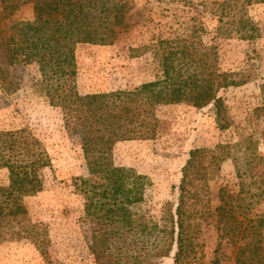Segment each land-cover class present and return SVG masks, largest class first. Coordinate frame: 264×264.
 <instances>
[{"label": "trees", "instance_id": "16d2710c", "mask_svg": "<svg viewBox=\"0 0 264 264\" xmlns=\"http://www.w3.org/2000/svg\"><path fill=\"white\" fill-rule=\"evenodd\" d=\"M23 7L18 0H0V60L2 55L8 66L37 64L46 98L61 109L67 132L79 138L89 176L76 186L84 196L89 249L96 264H154L168 257L173 264H220L221 244L212 259L205 251L203 236L210 219L221 239L233 247V264H264V215L254 214V205L247 201L264 195V158L256 155L244 172L256 177V192L244 182L237 196L222 189L220 203L212 209L209 172L230 157V146L191 150L175 187L176 201L163 209L160 219L141 212L146 176L116 165L113 158L118 142L157 136L162 124L156 115L159 106L211 107L220 130L231 126L224 94L241 82L220 70L218 44L161 41L152 48L161 67L157 80L133 90L81 95L76 85L77 46L118 42L130 30L128 3L44 0L34 5L32 20L19 17ZM217 32L220 37L233 33L221 28ZM235 33L245 39L260 35L249 18ZM6 65L0 61V86L10 93L18 83ZM260 88L264 94V81ZM51 166L45 146L28 128L0 130V170H6L9 179L0 186V244L28 240L47 264H52L48 230L31 220L24 200L44 189L42 171Z\"/></svg>", "mask_w": 264, "mask_h": 264}, {"label": "rangeland", "instance_id": "374dc122", "mask_svg": "<svg viewBox=\"0 0 264 264\" xmlns=\"http://www.w3.org/2000/svg\"><path fill=\"white\" fill-rule=\"evenodd\" d=\"M18 1L24 3L19 17L32 20L34 5L44 0ZM126 2L128 33L113 45L81 44L76 48V85L81 95L133 90L157 80L161 67L152 48H158L161 41L176 39L201 41L207 46L218 44L220 70L241 82L224 94L231 124L227 130H220L211 107L173 104L157 108L162 124L156 137L115 145V164L147 178L141 212L149 218H161L163 209L176 201L175 187L180 184L190 151L198 148L230 146V157L209 172L212 209L220 203L222 189L237 196L244 182L256 192V177H247L244 172L252 167L249 164L256 155L264 158V94L260 88L264 81V0ZM227 11L231 14L223 16ZM247 18L259 28L260 35L255 39L235 33ZM218 28L233 33L220 37ZM0 61L6 65L2 55ZM8 67L18 89L8 93L0 86V130L28 128L43 143L52 161V166L42 171L44 189L24 200L30 218L48 230L52 264H96L89 249L90 223L84 214V196L76 186L80 178L89 176L79 138L67 132L61 109L51 106L46 98L38 65ZM8 183L7 171L0 170V186ZM247 201L254 205V214L264 215V195ZM212 221L203 236L207 256L212 259L221 244L220 264H233V247L227 239H221ZM0 264L47 263L33 243L17 240L0 244ZM154 264H173V258Z\"/></svg>", "mask_w": 264, "mask_h": 264}]
</instances>
